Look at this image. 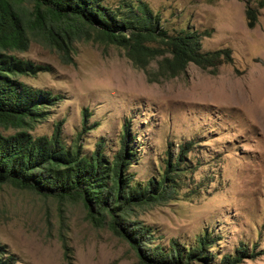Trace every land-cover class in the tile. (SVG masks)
<instances>
[{
    "label": "rangeland",
    "instance_id": "obj_1",
    "mask_svg": "<svg viewBox=\"0 0 264 264\" xmlns=\"http://www.w3.org/2000/svg\"><path fill=\"white\" fill-rule=\"evenodd\" d=\"M124 2L145 4L167 33L199 32L201 51L229 48L232 61L215 74L190 63L179 75L150 82L121 47L96 34L74 41L67 61L31 39L13 53L47 70L15 77L57 99L28 131L49 136L57 127L62 143L77 145L80 154L100 143L111 155L125 125L134 153L127 171L139 183L156 178L165 151L174 156L183 145L175 197L133 206L125 216L127 224L150 228L139 248H166L171 239L189 245L206 232L215 239L208 264L239 243L254 244L255 255L236 264H264V5L247 27L244 0H103L112 9ZM0 243L16 264H140L135 249L92 223L80 201L10 183L0 184Z\"/></svg>",
    "mask_w": 264,
    "mask_h": 264
},
{
    "label": "trees",
    "instance_id": "obj_2",
    "mask_svg": "<svg viewBox=\"0 0 264 264\" xmlns=\"http://www.w3.org/2000/svg\"><path fill=\"white\" fill-rule=\"evenodd\" d=\"M250 1L244 0L247 27L255 24L258 9L264 5V0H255V5ZM91 34L121 47L132 66L143 70L150 82L179 75L190 63L215 74L219 65L232 61L227 47L201 51L199 32L167 33L159 27L158 16L143 3L124 2L121 9H112L103 0H0V128L14 129L9 134L0 131V184L10 183L42 197L80 201L92 223L105 225L135 249L140 264H208V248L215 239L206 232L189 245L171 239L166 248H139L143 237L150 235L149 226L125 223L133 206L175 197L184 168L180 166L183 145L174 156L165 151L163 167L156 178L139 183L133 182L127 171L134 153L128 145L125 125L119 146L111 155L103 151L100 143L89 155L80 154L77 145L68 147L62 143L57 127L49 136H34L28 131L57 97L15 77L35 75L47 67L13 52L24 51L30 40L36 39L67 61L73 42L88 40ZM152 62L154 68L147 69ZM253 247L254 244L247 247L239 243L233 252L222 254L218 264H236L253 257ZM0 264H16L15 255L3 243Z\"/></svg>",
    "mask_w": 264,
    "mask_h": 264
}]
</instances>
